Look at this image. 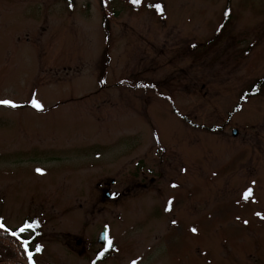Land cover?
<instances>
[{
	"label": "rangeland",
	"instance_id": "obj_1",
	"mask_svg": "<svg viewBox=\"0 0 264 264\" xmlns=\"http://www.w3.org/2000/svg\"><path fill=\"white\" fill-rule=\"evenodd\" d=\"M4 99L30 264H264V0H0Z\"/></svg>",
	"mask_w": 264,
	"mask_h": 264
},
{
	"label": "trees",
	"instance_id": "obj_2",
	"mask_svg": "<svg viewBox=\"0 0 264 264\" xmlns=\"http://www.w3.org/2000/svg\"><path fill=\"white\" fill-rule=\"evenodd\" d=\"M225 10L224 20L226 21L229 17L228 3ZM257 88L258 83L251 87L250 92H254ZM23 224L28 225L25 222ZM30 228H33V226ZM13 233L16 234L14 235ZM24 239H26V236L22 235L21 231L17 230V228L8 230L0 224V254H3V258L0 259V264H30L28 254L31 253L33 255L34 250L29 245L33 241L34 236L28 238L27 242Z\"/></svg>",
	"mask_w": 264,
	"mask_h": 264
},
{
	"label": "flooded vegetation",
	"instance_id": "obj_3",
	"mask_svg": "<svg viewBox=\"0 0 264 264\" xmlns=\"http://www.w3.org/2000/svg\"><path fill=\"white\" fill-rule=\"evenodd\" d=\"M152 178L150 179V185H154L155 183H156V181L157 180H155V176H151ZM109 184H114V179H111L110 180V182H109ZM139 184H141V182H139L138 184H137V186H141L143 189H145V190H149L150 188H148V185H146V184H142V185H139ZM130 185L131 184H128L125 188L129 191L130 190ZM155 187V186H154ZM123 193H124V191H123ZM102 195H103V197H105V198H107V199H110V200H116V199H118V197L120 196V194L119 193H114V192H111L108 188H106L104 191H102ZM105 226H107V225H105ZM107 235H108V226H107ZM106 237H108V236H106ZM97 242H99L98 241V238H97ZM81 243V240L80 239H77L76 240V244L77 245H79ZM100 244V243H99ZM110 244V243H109ZM102 246H103V244H101ZM100 251H102V252H100L99 254H98V257H101V259L103 260L104 259V256H106V255H108L109 254V251L111 250V246H107V247H105V246H103L102 247V249L100 248L99 249ZM100 259V260H101ZM99 260V261H100Z\"/></svg>",
	"mask_w": 264,
	"mask_h": 264
},
{
	"label": "snow or ice",
	"instance_id": "obj_4",
	"mask_svg": "<svg viewBox=\"0 0 264 264\" xmlns=\"http://www.w3.org/2000/svg\"><path fill=\"white\" fill-rule=\"evenodd\" d=\"M134 2H135V3H140V0H134ZM155 7H156L157 9H161V5L158 4V3L155 5ZM34 103H35V102H34ZM0 104L8 105V106H12V107H15V106H16V104H15L14 101H12V100H8V99L0 100ZM37 106H39V105H37ZM37 171H41V170L38 169ZM34 224H35V222H33L32 225H26L25 227H32ZM25 227H22V228L20 229V231H21V232L24 231V230H25ZM193 231H195V229H193ZM13 234L15 235L16 233H13ZM39 247H40V246H37V250H39ZM29 256H31V253H29ZM133 264H134V262H133Z\"/></svg>",
	"mask_w": 264,
	"mask_h": 264
},
{
	"label": "water",
	"instance_id": "obj_5",
	"mask_svg": "<svg viewBox=\"0 0 264 264\" xmlns=\"http://www.w3.org/2000/svg\"><path fill=\"white\" fill-rule=\"evenodd\" d=\"M236 133H237L236 129H233L232 134L235 135ZM106 236H107V226H104L98 235V241L103 245H107Z\"/></svg>",
	"mask_w": 264,
	"mask_h": 264
}]
</instances>
